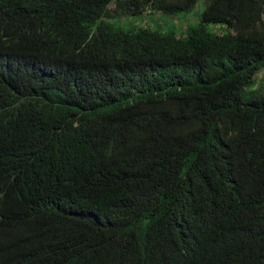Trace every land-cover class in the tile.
Returning a JSON list of instances; mask_svg holds the SVG:
<instances>
[{
    "label": "trees",
    "instance_id": "16d2710c",
    "mask_svg": "<svg viewBox=\"0 0 264 264\" xmlns=\"http://www.w3.org/2000/svg\"><path fill=\"white\" fill-rule=\"evenodd\" d=\"M197 2L0 0V173L56 205L14 214L0 264H132L178 215L201 264H264V0H209L184 38L111 22Z\"/></svg>",
    "mask_w": 264,
    "mask_h": 264
},
{
    "label": "clouds",
    "instance_id": "9594fccd",
    "mask_svg": "<svg viewBox=\"0 0 264 264\" xmlns=\"http://www.w3.org/2000/svg\"><path fill=\"white\" fill-rule=\"evenodd\" d=\"M14 46L17 45L13 39ZM4 56L0 54V60ZM40 179L32 172L20 171L19 176L0 173V230L8 227L15 213L24 216L26 205L34 202L45 215L51 213L55 204L38 205ZM191 215L175 216L168 226L159 225L151 230L150 238L144 245L145 250L136 249L139 262L153 260L147 264H201L203 238L202 227L191 222ZM6 240L0 233V249L5 248ZM137 245V244H136ZM135 245V246H136Z\"/></svg>",
    "mask_w": 264,
    "mask_h": 264
},
{
    "label": "rangeland",
    "instance_id": "374dc122",
    "mask_svg": "<svg viewBox=\"0 0 264 264\" xmlns=\"http://www.w3.org/2000/svg\"><path fill=\"white\" fill-rule=\"evenodd\" d=\"M209 0H198L194 9L189 13H178L175 15H166L163 13H145L143 15H125L120 20L111 21L113 24L123 27L147 28L152 31L171 33L177 38H184L187 36V31L191 26L200 24L202 15L205 11ZM114 4L109 8L113 10ZM209 31L214 33H225L227 30L220 25H208ZM257 91L264 92V70L260 71L255 77V85L252 88Z\"/></svg>",
    "mask_w": 264,
    "mask_h": 264
}]
</instances>
